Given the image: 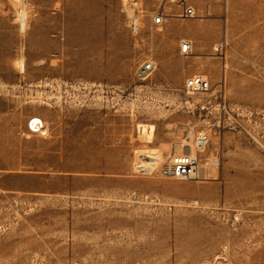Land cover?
Masks as SVG:
<instances>
[{
    "label": "rangeland",
    "instance_id": "rangeland-1",
    "mask_svg": "<svg viewBox=\"0 0 264 264\" xmlns=\"http://www.w3.org/2000/svg\"><path fill=\"white\" fill-rule=\"evenodd\" d=\"M177 6L0 0V117L31 111L0 132V166L33 173L0 172V264H264V28ZM192 75L210 88L186 92ZM175 154L194 177L158 173Z\"/></svg>",
    "mask_w": 264,
    "mask_h": 264
},
{
    "label": "crops",
    "instance_id": "crops-1",
    "mask_svg": "<svg viewBox=\"0 0 264 264\" xmlns=\"http://www.w3.org/2000/svg\"><path fill=\"white\" fill-rule=\"evenodd\" d=\"M185 3L191 6L195 13L197 11L205 14L206 20L210 21L216 29H232L235 27L264 28V0H185ZM177 10H180L179 6H177ZM238 14L242 16L239 17ZM237 23L243 24L237 25ZM206 42L213 43L212 40H206ZM30 113V110L19 109L13 113V118L3 113L0 117V132L7 137L14 134L18 127H24ZM6 141L7 144L2 146V148L8 150L10 148L8 138ZM19 165L20 162L18 161H3L0 166V172L21 174L24 177L27 174H33L30 171L21 170L17 167ZM20 181L19 185L21 187L30 186L28 183L30 181L26 179Z\"/></svg>",
    "mask_w": 264,
    "mask_h": 264
},
{
    "label": "built area",
    "instance_id": "built-area-1",
    "mask_svg": "<svg viewBox=\"0 0 264 264\" xmlns=\"http://www.w3.org/2000/svg\"><path fill=\"white\" fill-rule=\"evenodd\" d=\"M175 2L180 7L179 16L180 17H192L195 15V10L185 3V0H175ZM167 15L161 12H157L152 18L153 24H161L167 20ZM127 27L134 37H137L140 33L141 21L140 15L137 12H133L127 17ZM192 49V43L187 38H182L179 41V52L182 55H188ZM155 69V62L153 60H145L142 62L137 69L140 75L148 74ZM184 90L186 92H198L206 91L210 88V84L207 79L203 78L201 75H192L185 79L183 84ZM27 132L30 134H41L45 132L46 126L42 118L38 116L30 117L26 122ZM197 143L202 145L206 142V137L204 135H199L197 137ZM198 159L196 156L191 154H175L171 156L169 162L163 165L158 173L161 176H173V177H194L198 170ZM145 170L144 168H142Z\"/></svg>",
    "mask_w": 264,
    "mask_h": 264
},
{
    "label": "bare ground",
    "instance_id": "bare-ground-1",
    "mask_svg": "<svg viewBox=\"0 0 264 264\" xmlns=\"http://www.w3.org/2000/svg\"><path fill=\"white\" fill-rule=\"evenodd\" d=\"M22 19H23V17H21ZM23 24H25V23H23Z\"/></svg>",
    "mask_w": 264,
    "mask_h": 264
}]
</instances>
